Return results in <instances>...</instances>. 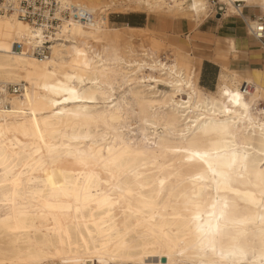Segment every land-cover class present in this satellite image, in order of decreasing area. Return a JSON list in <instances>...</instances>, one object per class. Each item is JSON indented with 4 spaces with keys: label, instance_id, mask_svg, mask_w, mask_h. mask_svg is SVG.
Segmentation results:
<instances>
[{
    "label": "bare ground",
    "instance_id": "6f19581e",
    "mask_svg": "<svg viewBox=\"0 0 264 264\" xmlns=\"http://www.w3.org/2000/svg\"><path fill=\"white\" fill-rule=\"evenodd\" d=\"M66 1L97 23L45 39L0 15V264H264V72L239 80L226 38L207 91L191 53L164 58L145 28L107 16L163 12L161 30L199 31L213 0ZM220 1V22L235 1L264 16V0ZM23 40L51 56L18 53Z\"/></svg>",
    "mask_w": 264,
    "mask_h": 264
},
{
    "label": "rangeland",
    "instance_id": "374dc122",
    "mask_svg": "<svg viewBox=\"0 0 264 264\" xmlns=\"http://www.w3.org/2000/svg\"><path fill=\"white\" fill-rule=\"evenodd\" d=\"M109 1V0H105ZM125 1V0H123ZM255 10V9H252ZM255 12H257L255 10ZM126 15H138L140 26L149 31L151 37L159 39L161 47L159 55L164 58H171L173 52L170 46L173 45L177 48L184 50L185 52L191 53V59L193 65L198 69V83L200 84V77L202 69L205 65L212 66L216 69V73L222 72V67L219 63L211 61L209 57H213L218 47L225 48L226 38H233L236 42L238 53L231 55L229 68L235 70L240 74L239 80L244 77L252 76L256 70L264 72V50L261 49L250 36L247 34L246 26L237 17H230L226 20L218 21L213 18L208 23L204 24L199 28V31H194L196 22H193L191 18L168 20L167 30H161L159 25L153 24L152 19H157L158 16H162L163 12L160 13H146L143 11H129L127 14L111 13L107 12L109 18V25L112 28H125L127 25L121 23L123 17ZM220 18V17H218ZM204 30L207 33H201ZM190 36V40L189 37ZM145 44L151 48L149 41H145ZM173 58V57H172ZM230 81H233L234 76L232 73H228ZM219 85V79L216 83V87L213 92L217 90ZM164 89V87H161ZM208 91V90H207ZM264 106V104L262 105ZM136 125L134 128V134H137ZM131 128V129H132ZM153 263H162L164 259L154 258ZM47 264H59L58 261H50Z\"/></svg>",
    "mask_w": 264,
    "mask_h": 264
},
{
    "label": "built area",
    "instance_id": "2783aa9c",
    "mask_svg": "<svg viewBox=\"0 0 264 264\" xmlns=\"http://www.w3.org/2000/svg\"><path fill=\"white\" fill-rule=\"evenodd\" d=\"M213 7L210 11L209 22L215 17H222L227 13V5L220 0H213ZM234 17L242 18L246 26L247 34L250 36L262 50H264V16L262 11L255 7H249L244 1L234 2ZM248 9H255L257 14L249 16ZM0 15H15L20 20L29 24L34 35L38 38L50 39L59 34H63L74 23H80L90 27L97 23L94 14L88 12L80 5H76L66 0H0ZM249 18L251 21L248 22ZM14 49L26 56H32L41 60L48 59L51 56V50L46 45L35 43L34 41H18L14 43ZM9 96L21 95L24 85H9L4 87ZM250 85L246 84L244 92L251 91ZM10 105H5L8 111Z\"/></svg>",
    "mask_w": 264,
    "mask_h": 264
},
{
    "label": "crops",
    "instance_id": "0c3cea01",
    "mask_svg": "<svg viewBox=\"0 0 264 264\" xmlns=\"http://www.w3.org/2000/svg\"><path fill=\"white\" fill-rule=\"evenodd\" d=\"M247 14L249 16H252L254 14L256 15L257 12H255V10L248 9ZM125 17H128L130 20H133V21L137 22V24L140 25V23L138 22L139 21L138 15H126V16H124V19L121 21V23H123V24H127L124 22L126 19ZM206 23H208V22H205L204 24H206ZM201 33H207V32L202 30ZM219 75L220 74L216 73V69H214L212 66L205 65V67L202 69V73H201V77H200L201 87H203L205 90H208V91H214V89L216 87V83L218 82V79H219Z\"/></svg>",
    "mask_w": 264,
    "mask_h": 264
},
{
    "label": "trees",
    "instance_id": "16d2710c",
    "mask_svg": "<svg viewBox=\"0 0 264 264\" xmlns=\"http://www.w3.org/2000/svg\"><path fill=\"white\" fill-rule=\"evenodd\" d=\"M126 19H125V23H127L128 25H130V26H140L139 24H137V22H135V21H133V20H130L128 17H125ZM123 19H124V17H123Z\"/></svg>",
    "mask_w": 264,
    "mask_h": 264
}]
</instances>
